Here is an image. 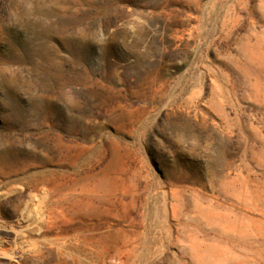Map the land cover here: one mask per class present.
<instances>
[{"label": "rangeland", "instance_id": "1", "mask_svg": "<svg viewBox=\"0 0 264 264\" xmlns=\"http://www.w3.org/2000/svg\"><path fill=\"white\" fill-rule=\"evenodd\" d=\"M0 264H264V0H0Z\"/></svg>", "mask_w": 264, "mask_h": 264}, {"label": "bare ground", "instance_id": "2", "mask_svg": "<svg viewBox=\"0 0 264 264\" xmlns=\"http://www.w3.org/2000/svg\"><path fill=\"white\" fill-rule=\"evenodd\" d=\"M9 235H14L15 237L18 236V232L17 231H14V230H10V232L8 233ZM22 257H20L18 260H21Z\"/></svg>", "mask_w": 264, "mask_h": 264}]
</instances>
